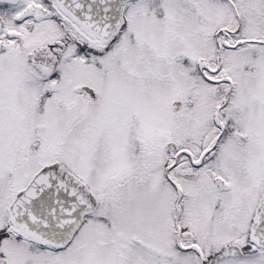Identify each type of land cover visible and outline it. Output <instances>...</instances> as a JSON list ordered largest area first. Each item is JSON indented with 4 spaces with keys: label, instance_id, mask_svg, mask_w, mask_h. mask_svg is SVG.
Masks as SVG:
<instances>
[{
    "label": "snow or ice",
    "instance_id": "6c2138e0",
    "mask_svg": "<svg viewBox=\"0 0 264 264\" xmlns=\"http://www.w3.org/2000/svg\"><path fill=\"white\" fill-rule=\"evenodd\" d=\"M0 264H264V0H0Z\"/></svg>",
    "mask_w": 264,
    "mask_h": 264
}]
</instances>
